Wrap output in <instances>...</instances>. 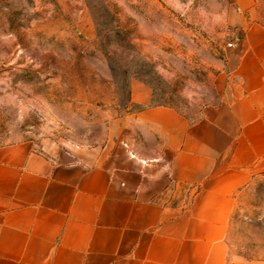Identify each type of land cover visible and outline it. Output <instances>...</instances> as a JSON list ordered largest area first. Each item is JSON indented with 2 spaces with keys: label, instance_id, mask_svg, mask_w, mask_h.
Segmentation results:
<instances>
[{
  "label": "crops",
  "instance_id": "obj_1",
  "mask_svg": "<svg viewBox=\"0 0 264 264\" xmlns=\"http://www.w3.org/2000/svg\"><path fill=\"white\" fill-rule=\"evenodd\" d=\"M250 32L218 104L135 110L81 155L0 142V264H264L232 256L235 220L252 221L236 195L264 178V28Z\"/></svg>",
  "mask_w": 264,
  "mask_h": 264
},
{
  "label": "rangeland",
  "instance_id": "obj_2",
  "mask_svg": "<svg viewBox=\"0 0 264 264\" xmlns=\"http://www.w3.org/2000/svg\"><path fill=\"white\" fill-rule=\"evenodd\" d=\"M255 26L264 0H0V142L81 155L135 110L218 104ZM236 197L232 256H264V178Z\"/></svg>",
  "mask_w": 264,
  "mask_h": 264
},
{
  "label": "built area",
  "instance_id": "obj_3",
  "mask_svg": "<svg viewBox=\"0 0 264 264\" xmlns=\"http://www.w3.org/2000/svg\"><path fill=\"white\" fill-rule=\"evenodd\" d=\"M233 45V43H229V46H232Z\"/></svg>",
  "mask_w": 264,
  "mask_h": 264
}]
</instances>
